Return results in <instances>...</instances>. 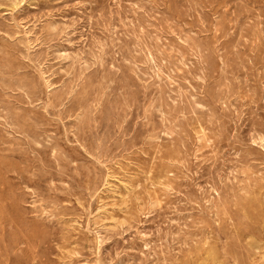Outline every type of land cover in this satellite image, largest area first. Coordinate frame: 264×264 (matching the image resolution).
<instances>
[{"label": "rangeland", "instance_id": "obj_1", "mask_svg": "<svg viewBox=\"0 0 264 264\" xmlns=\"http://www.w3.org/2000/svg\"><path fill=\"white\" fill-rule=\"evenodd\" d=\"M0 264H264V0H0Z\"/></svg>", "mask_w": 264, "mask_h": 264}]
</instances>
